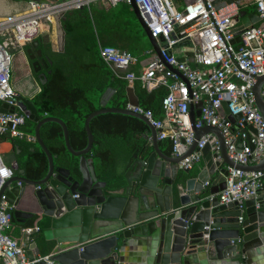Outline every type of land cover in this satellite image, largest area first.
<instances>
[{"label": "water", "instance_id": "95a60500", "mask_svg": "<svg viewBox=\"0 0 264 264\" xmlns=\"http://www.w3.org/2000/svg\"><path fill=\"white\" fill-rule=\"evenodd\" d=\"M14 1L44 3L53 0ZM191 1L194 0H183L177 10H183ZM232 3V0L214 2L217 9ZM130 7L151 47L160 57L158 45L133 0H130ZM65 19L66 15L55 19L62 40L64 30L61 23ZM238 20L241 26L235 30L232 44L239 43L242 28L260 21L258 16L245 11L239 12ZM29 46L36 48L38 40ZM30 48L25 52L28 55ZM189 62H193L191 58ZM34 64L38 65L37 62ZM146 64L147 61L142 65ZM167 68L182 78L172 67L167 65ZM45 82L44 78L40 84ZM263 84L264 76L258 77L252 92L264 120V104L260 95ZM113 94V90L106 89L100 97L101 108L85 119L87 144L78 151L71 147L69 131L62 120L49 116L39 119L31 98L17 96L27 120L36 124L33 136L48 161L47 172L40 180L27 178L15 163L12 167L15 173L0 192V195L4 193L7 196L10 204L16 205L12 224L33 220L42 228L25 250L26 258L33 261L52 254L50 260L59 264H264V209L257 211L254 201L249 200L245 203V211L241 212L236 204L220 205L217 199L225 187L226 167L247 172L263 170L264 157L252 166L234 164L228 158L220 131L204 127L194 130L195 139L206 133L214 134L219 141L222 162H213L214 155L206 145L202 151L206 165L202 170L198 173L191 169L178 171L177 164L194 150L195 142L181 157L163 154L158 146L156 130L141 115L107 107ZM126 96L128 103L139 105L133 88L126 87ZM200 108L201 102L190 106L192 124L199 116ZM6 109L3 104L0 112ZM218 112L221 116L227 112L225 103ZM103 114L129 116L148 127L144 135L145 139L151 138V144L136 149L122 181L102 179L93 159L86 158L94 140L89 123ZM239 118L229 117L232 121ZM46 123H56L61 127L67 152L78 159L76 170L54 164L56 156L49 152L40 137V129ZM13 152L19 153L13 141L0 142V155ZM17 182L22 186H16ZM206 182L207 186L204 185ZM8 186L13 187L6 191ZM36 264L45 263L40 261Z\"/></svg>", "mask_w": 264, "mask_h": 264}, {"label": "built area", "instance_id": "2783aa9c", "mask_svg": "<svg viewBox=\"0 0 264 264\" xmlns=\"http://www.w3.org/2000/svg\"><path fill=\"white\" fill-rule=\"evenodd\" d=\"M95 1L98 0L30 2L28 11L0 17V109L3 104L7 107L5 112H0V142H35L33 135L22 130L27 116L19 106L18 94L11 81L15 56L23 52L24 45L48 34L57 17L88 8ZM104 1L110 6H130V0ZM215 1L194 0L178 11L172 0H133L160 55L155 54L147 60L138 74L131 71L140 63L137 57L114 47H99L103 62L127 86L139 81L148 93L159 87L166 88L167 93L161 100V117L128 102L124 109L141 115L156 130L157 141L169 140L173 157L185 155L195 142L194 150L177 164L180 171L200 162L206 145L214 155L213 162H222L219 141L214 134L206 133L195 139L194 130L204 127L220 131L228 158L234 164L252 166L264 157V120L252 92L257 78L264 76V0H232V4L219 9ZM248 5L254 8L261 24L242 28L239 43L232 44L234 32L241 26L239 12ZM185 47H190L191 51L185 52ZM180 58H191L192 67ZM260 95L264 104V84ZM200 102V114L192 124L190 106ZM224 103L227 112L221 116L218 110ZM237 116L240 118L234 121L229 119ZM13 166L6 165L0 155V192L12 177ZM226 171L225 187L217 195L218 203L236 204L244 212L245 203L253 200L257 211L264 209V169L247 172L226 167ZM15 185L22 186L21 182ZM12 187L8 186L6 191ZM15 210L16 205L10 204L7 196L1 194L0 264H36L40 261L59 264L50 260L52 254L33 261L26 258L24 244L7 234ZM38 232V226L20 230L27 240Z\"/></svg>", "mask_w": 264, "mask_h": 264}, {"label": "trees", "instance_id": "16d2710c", "mask_svg": "<svg viewBox=\"0 0 264 264\" xmlns=\"http://www.w3.org/2000/svg\"><path fill=\"white\" fill-rule=\"evenodd\" d=\"M92 6L67 13L66 21L61 23L65 31L64 52H50L53 63L48 68L49 74L45 75L46 83L40 86V92L33 100L40 118L55 117L65 123L71 147L77 151L86 147L84 121L99 109L100 97L106 89L114 91L111 107L124 109L128 102L127 83L117 78L103 62L99 47H114L139 58V54H134L128 46L131 39L129 30L135 26L124 19L123 10L114 11L119 4L108 8ZM38 40L44 41L41 37ZM46 45L50 47L49 43ZM131 71L139 73L134 69ZM133 91L143 109L151 111L155 117L161 116V100L167 93L166 88L159 87L148 93L139 81H135ZM35 126V123L26 120L22 130L33 134ZM89 127L94 140L92 150L86 158L93 159L102 179H120L122 167L130 163L136 149L146 146L141 138L146 126L140 120L129 116L103 114L94 117ZM136 134H139V142ZM40 137L49 152L56 156V166L77 169L78 159L67 152L62 129L58 124H44L40 129ZM13 142L18 144L20 151V154L14 153L18 170H23L25 176L31 180L42 179L47 172L48 161L36 142ZM159 145L165 153H171L169 140L160 141ZM12 226L14 224L11 223L10 229ZM7 234L19 242L9 230Z\"/></svg>", "mask_w": 264, "mask_h": 264}, {"label": "crops", "instance_id": "0c3cea01", "mask_svg": "<svg viewBox=\"0 0 264 264\" xmlns=\"http://www.w3.org/2000/svg\"><path fill=\"white\" fill-rule=\"evenodd\" d=\"M172 2H173V0H172ZM29 3L30 2H28V1L0 0V17H4V16H7V15H11V14L24 13V12L29 10V8H30V4ZM182 3H183V0H182V2H178L177 5L176 4L175 5H176V7H178ZM92 5L95 6L96 8H102L104 6L107 7V8L108 7H115V6H110L104 0L95 1V3H93ZM240 11H245L246 14H254V15H256L255 10L250 5L244 7V9L240 10ZM65 15L67 16L68 14H65ZM64 21H66V19ZM64 21H62V22H64ZM260 24H261V21L255 23L254 25H260ZM239 25H240V22H239ZM63 30H64V28H63ZM54 35H56V40H57V42H56V44H57L56 50L53 48L52 43H51L52 41L54 42ZM46 37H50L52 39V40H49L50 42L49 41H46V42L50 44V46L53 49V52H56V53H63L64 52L65 31H64V39L62 40L61 31H60V28H58L56 22L53 25V28H49V33L46 34V35H43V37H41V38L45 41ZM36 40H38V39H36ZM30 44L31 43L24 45L23 52L19 53V54H17L15 56V58H14V67H15V70H16V72L18 74L15 75L14 77L12 75V78H11L12 85H13L15 91L17 92L18 95H22L24 98H32L33 95L38 94L40 92V86H41V84L39 83V80H37V78L35 76L33 77L28 71L27 57L29 58L30 56L28 54H26L25 52H26V49L30 48V46H29ZM185 52L188 53V51H185ZM155 54L156 53L153 50V48L150 49V50L148 49L144 53L141 52L139 54V58H141V56H145L146 58L144 57V58L139 59L137 57L139 59V61H140L139 64H141V65L138 64L137 66L133 67L132 70L134 69V70L139 72L140 69H141V66H143L142 64L145 61L151 59ZM146 55H149V58ZM180 60L187 61L188 65L192 67V63L189 62L190 59L186 60L184 58L183 59L180 58ZM133 72H135V71H133ZM127 87L133 88V84L131 86H127ZM133 93H134V91H133ZM100 108H101V106L99 107V109ZM147 131H148V127L146 126V130L142 133L141 138H142V142H144L146 145H149V144H151V138L149 137L148 139H145V135H144L145 132H147ZM31 135H33V134H31ZM135 137L137 139V142H139V134H136ZM7 141H12V140H7ZM2 142H4V141H2ZM35 142H36V140H35ZM157 142H158L159 149H160V151L163 154L173 157L171 153L170 154L165 153V151L159 145L160 141H157ZM7 154H11L13 157L9 158L7 162L6 161H4V162L6 163V165L11 167L12 165H14L16 163L15 157H14V155L12 153H7ZM3 156H2V158H3ZM173 158H176V157H173ZM205 165H206V162H205L204 157H203L200 162L194 164L192 166V168H190V169L192 170L193 173H198L200 170H202L205 167ZM127 166L128 165L126 164L124 167H122V172H123L122 176H123L124 172L126 171ZM94 167H95V165H94ZM95 169H96V167H95ZM96 171H97V169H96ZM178 171H180V170H178ZM13 173H15V171H13ZM122 176L120 177V179L117 178V179H114V180L122 181ZM19 208L22 209V210L26 209L24 206H19ZM13 224H14V226H12V228L9 229V232H11L16 238H18L19 243L24 244L25 250H26L27 247L35 240L36 234H33L31 237H29V240H27L26 238H23L21 236V233H20L21 228L27 227V226H38L39 228H41V227H40L39 224L35 223V221H33V220H27L24 224H19V223H13ZM41 232H42V228H41V231L39 233H41Z\"/></svg>", "mask_w": 264, "mask_h": 264}, {"label": "rangeland", "instance_id": "374dc122", "mask_svg": "<svg viewBox=\"0 0 264 264\" xmlns=\"http://www.w3.org/2000/svg\"><path fill=\"white\" fill-rule=\"evenodd\" d=\"M174 4L177 5L178 2H182V0H173ZM93 8H96L95 6H92ZM123 10V17L126 21L132 23L135 28H130V34H131V39L129 40V48L132 50L134 54H140L141 52H145L148 49H152L151 44L144 33L143 29L141 28L132 8L128 5L124 4H119V7L115 9V12H120ZM52 40L50 37H46L45 41ZM50 42V41H49ZM56 35H54V42L52 41V46L56 50L57 44H56ZM184 51H191L190 47H185L183 48ZM177 54V52H175ZM149 58V55H146ZM107 107H109L107 105ZM13 157L11 154H6L3 156L4 161H8L9 158Z\"/></svg>", "mask_w": 264, "mask_h": 264}, {"label": "flooded vegetation", "instance_id": "af4514ba", "mask_svg": "<svg viewBox=\"0 0 264 264\" xmlns=\"http://www.w3.org/2000/svg\"><path fill=\"white\" fill-rule=\"evenodd\" d=\"M47 42H44V41H38V46L36 47V48H30L31 49V53H30V55L29 56H31L32 57V59L30 60L28 57H27V61H28V71H29V73L34 77H36L37 78V80H39V83H40V81H42L44 78H45V75L46 74H48V68H49V66H51L52 65V60H51V57H50V52H53V49H52V47L50 46L49 48L47 47ZM29 49V48H28ZM38 52H40V54L38 53ZM42 61H44L45 63H46V65H47V67H45L44 66V64H43V62ZM38 63V65L37 64H34V63ZM39 68V69H38ZM36 69H38V71L37 72H35V70ZM18 73L16 72V70H15V67H14V62H13V65H12V75H13V77L15 76V75H17ZM46 79V78H45ZM46 83V82H45ZM44 85V84H43ZM37 94H35V95H33V97L31 98V101H32V103H33V100H34V97L36 96ZM110 104H111V99L109 100V102L107 103V105L109 106V107H111L110 106ZM34 105V104H33ZM37 110V109H36ZM37 117L39 118V119H42V118H44V117H42V118H40V113L37 111ZM31 122V121H30ZM14 145H16V146H18V144L17 143H14ZM18 148H19V146H18ZM15 152H13L12 154L13 155H15L14 154ZM16 154H20V151H19V153H16ZM132 161V160H131ZM131 161H130V163H131ZM129 163V164H130ZM129 164H128V166H129ZM128 166H127V168H128ZM116 167V166H115Z\"/></svg>", "mask_w": 264, "mask_h": 264}, {"label": "bare ground", "instance_id": "6f19581e", "mask_svg": "<svg viewBox=\"0 0 264 264\" xmlns=\"http://www.w3.org/2000/svg\"><path fill=\"white\" fill-rule=\"evenodd\" d=\"M53 23L55 24V21H53ZM27 50V49H26Z\"/></svg>", "mask_w": 264, "mask_h": 264}]
</instances>
